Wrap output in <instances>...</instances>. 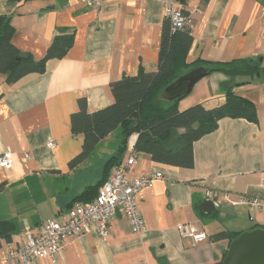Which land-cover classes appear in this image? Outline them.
Listing matches in <instances>:
<instances>
[{
    "label": "crops",
    "instance_id": "crops-1",
    "mask_svg": "<svg viewBox=\"0 0 264 264\" xmlns=\"http://www.w3.org/2000/svg\"><path fill=\"white\" fill-rule=\"evenodd\" d=\"M83 1L0 0V15L10 16L12 42L24 56L40 60L55 36L71 35L65 54L48 58L42 72L13 83L0 74V153L9 149L13 155L11 168L0 167V221L13 223L11 241L0 242V264H7L8 243H20L27 227L63 220L74 204L92 201L94 196H80L98 188L128 156L126 146L107 168L121 141L120 131L114 139L112 132L84 160L69 165L84 141L70 122L80 99L87 112L103 109L113 102L112 82L136 75L139 68H158L162 31L169 24L161 0H108L101 7ZM178 2L193 25L188 62L260 63L255 76L237 77L232 87L235 95L253 103L256 121L220 118L215 130L194 141L191 168L158 163L137 152L128 179L154 172L164 176L136 195L144 229L132 232L117 213L105 240L89 230L69 239L56 259L37 258L31 264H216L228 248V239L217 233L264 227V211L257 208L222 199L210 215L198 208L206 190L228 193L233 202L242 196L264 201V0ZM227 79L217 72L202 77L179 99L178 110L223 105L219 85ZM49 140L54 149L47 148ZM180 223L200 227L206 239L193 244L180 234Z\"/></svg>",
    "mask_w": 264,
    "mask_h": 264
},
{
    "label": "trees",
    "instance_id": "trees-1",
    "mask_svg": "<svg viewBox=\"0 0 264 264\" xmlns=\"http://www.w3.org/2000/svg\"><path fill=\"white\" fill-rule=\"evenodd\" d=\"M13 35L14 27L10 16L0 15V74L5 75L7 83H13L29 73L42 72L45 61L48 58H61L71 43V35L55 36L45 56L40 60H34L20 54L12 42ZM191 45L190 29L172 33L169 24H166L162 31L156 71L145 72L139 68L136 75L123 76L112 82L110 90L113 102L103 109L87 112L82 106L83 100L80 99V108L71 114L70 122L72 132L81 133L84 141L81 152L69 162V165L73 166L84 160L95 150L100 140L119 130L121 141L107 168L118 161L132 134H136L134 144L136 153L147 154L152 161L158 163L191 168L194 165V141L215 130L220 118H244L250 122L256 121L253 103L235 95L232 87L236 84L237 77L255 76L259 71L260 63L254 59L219 62L199 58L188 62L187 55ZM199 66L207 70L206 76L217 72L228 77L219 85L225 94L223 105L206 109L201 104H195L179 111L177 104L183 96L170 103L156 100L160 91L169 83L188 70ZM98 188L90 187L80 198L86 199L89 195L95 198ZM88 200L83 202L91 201ZM254 228L264 229L258 226H253L251 229ZM12 230L11 221H0V242L11 241ZM240 233L220 232L215 236L226 237L229 244ZM226 251L223 252L222 258ZM222 258L216 264H221Z\"/></svg>",
    "mask_w": 264,
    "mask_h": 264
},
{
    "label": "built area",
    "instance_id": "built-area-1",
    "mask_svg": "<svg viewBox=\"0 0 264 264\" xmlns=\"http://www.w3.org/2000/svg\"><path fill=\"white\" fill-rule=\"evenodd\" d=\"M108 0H84L87 6L101 7ZM164 17L169 22L172 33L192 28V21L184 11L178 0H161ZM136 134L127 140L128 156L125 161L117 164L104 182L99 186L95 198L90 202H79L70 207L63 220L47 219L34 227H27L23 231L20 243H8L5 260L7 264H31L37 258L56 259L71 238H78L89 230L95 232L101 240L109 236V221L117 213L127 219L130 230L139 233L144 229L143 219L136 204L138 191L149 184L153 179H162L160 172L127 178L136 163L134 144ZM48 149H54L55 143L46 142ZM12 152L9 149L0 153V167L9 169L12 166ZM27 156V155H26ZM205 200L212 201L217 206L222 199L232 205H245L264 211V201L256 197H239L236 202L230 200L228 193H219L215 190L205 191ZM180 234L189 237L193 244L206 239V233L200 227L180 223L177 226Z\"/></svg>",
    "mask_w": 264,
    "mask_h": 264
},
{
    "label": "water",
    "instance_id": "water-1",
    "mask_svg": "<svg viewBox=\"0 0 264 264\" xmlns=\"http://www.w3.org/2000/svg\"><path fill=\"white\" fill-rule=\"evenodd\" d=\"M206 74L207 70L202 66L188 70L164 87L156 100L170 103L179 99L188 94L192 86ZM198 208L204 215H210L214 209L213 203L209 200L202 201ZM221 264H264V229L254 228L242 231L232 239Z\"/></svg>",
    "mask_w": 264,
    "mask_h": 264
},
{
    "label": "rangeland",
    "instance_id": "rangeland-1",
    "mask_svg": "<svg viewBox=\"0 0 264 264\" xmlns=\"http://www.w3.org/2000/svg\"><path fill=\"white\" fill-rule=\"evenodd\" d=\"M116 135H117V136L119 135V130H115V131L113 132V134H112V139H114ZM232 232H236V231H232Z\"/></svg>",
    "mask_w": 264,
    "mask_h": 264
}]
</instances>
